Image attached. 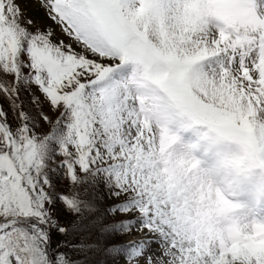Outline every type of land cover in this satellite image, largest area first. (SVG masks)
I'll use <instances>...</instances> for the list:
<instances>
[{
	"label": "snow or ice",
	"instance_id": "1",
	"mask_svg": "<svg viewBox=\"0 0 264 264\" xmlns=\"http://www.w3.org/2000/svg\"><path fill=\"white\" fill-rule=\"evenodd\" d=\"M264 0H0V264H264Z\"/></svg>",
	"mask_w": 264,
	"mask_h": 264
},
{
	"label": "rangeland",
	"instance_id": "2",
	"mask_svg": "<svg viewBox=\"0 0 264 264\" xmlns=\"http://www.w3.org/2000/svg\"><path fill=\"white\" fill-rule=\"evenodd\" d=\"M249 247L258 248V247H264V241H255L252 240L249 242Z\"/></svg>",
	"mask_w": 264,
	"mask_h": 264
}]
</instances>
